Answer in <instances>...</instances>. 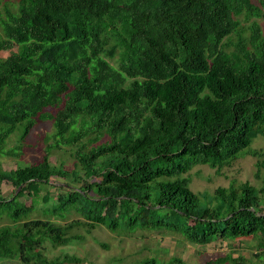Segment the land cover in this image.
I'll list each match as a JSON object with an SVG mask.
<instances>
[{
    "label": "trees",
    "instance_id": "trees-1",
    "mask_svg": "<svg viewBox=\"0 0 264 264\" xmlns=\"http://www.w3.org/2000/svg\"><path fill=\"white\" fill-rule=\"evenodd\" d=\"M0 2V156L52 126L40 158L0 165V263H81L46 254L47 242L81 239V220L200 245L247 238L264 255V151L252 146L264 137V32L255 20L249 36L243 29L264 0ZM64 148L71 168L51 160ZM246 154L257 157L258 185L191 188L196 166L225 174ZM72 213L81 219L67 221ZM245 260L228 252L203 264Z\"/></svg>",
    "mask_w": 264,
    "mask_h": 264
},
{
    "label": "rangeland",
    "instance_id": "rangeland-1",
    "mask_svg": "<svg viewBox=\"0 0 264 264\" xmlns=\"http://www.w3.org/2000/svg\"><path fill=\"white\" fill-rule=\"evenodd\" d=\"M254 1L257 5H261L260 0ZM2 9L3 3L0 2V10ZM261 12L260 16H253L248 20L243 21L244 17H242L246 36L250 34L249 26L253 20L259 23L264 32V6ZM232 38L236 39V35ZM111 62L114 61L111 59ZM51 131V123L38 124L28 136L21 153L19 155L0 156V165L9 170L27 165L40 158L47 143L51 142L47 139ZM16 142L15 136H12L8 141V146L12 147ZM252 146L264 151V137L256 138ZM51 160L56 164L64 161L67 168L72 167V156L69 149L55 150L51 155ZM257 169V157L249 154L240 158L231 168H227L224 171L225 174H217L213 168L199 165L196 166L192 174L191 188L198 192L208 191L212 193L218 186H228L232 180L237 182L249 180L258 185L260 179L256 176ZM52 181L61 182L60 178H54ZM3 192L5 195L10 194L11 187L5 185ZM27 202H30L29 197H27ZM34 216L47 217L42 212L34 213ZM76 217L80 218L77 214L72 213L66 220L69 221ZM51 218L61 223L65 221L61 217H57L56 214H52ZM73 232L79 233L82 238L73 239L70 243L60 246H52L47 242V256L53 258L64 254L77 255L83 260L78 264H127L146 256H155L158 259L157 264H167L171 257L179 256L187 264H203L229 252L233 256L243 255L246 258L245 264H264V255L256 256V244L252 239L247 238L215 240L200 245L189 242L171 232L141 229L132 232H113L103 225L90 226L84 220H81L80 225L75 227ZM0 264L20 263L16 259H8Z\"/></svg>",
    "mask_w": 264,
    "mask_h": 264
}]
</instances>
